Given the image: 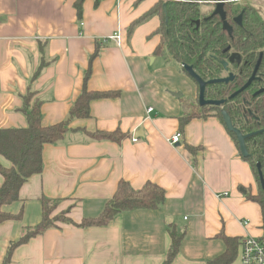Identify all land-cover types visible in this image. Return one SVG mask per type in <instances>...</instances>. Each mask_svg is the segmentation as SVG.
Listing matches in <instances>:
<instances>
[{
    "label": "crops",
    "instance_id": "crops-1",
    "mask_svg": "<svg viewBox=\"0 0 264 264\" xmlns=\"http://www.w3.org/2000/svg\"><path fill=\"white\" fill-rule=\"evenodd\" d=\"M75 1L0 0V129L28 127L20 110L30 86L43 102V125L68 120L90 57L98 51L88 89L121 94L92 101L89 118L73 120L62 141L44 147L43 173L24 184L20 201L3 208L12 215L23 210L24 217L0 224V264L10 244L41 223L43 198L64 199L55 214L67 211L79 223L102 214L121 180L137 189L154 182L166 190L167 200L157 210L119 214L105 227L60 223L18 246L9 264H164L172 243L169 225L186 231L172 264H207L224 255L226 244L218 239L224 233L262 238V209L244 191L257 192L253 169L224 123L216 117L193 119L180 142H169L184 115L181 98L172 93L195 100L197 86L179 63L155 55L160 17L128 34L160 0H102L99 7L85 0L81 19ZM239 2L264 13V0ZM115 33L121 34V44L105 42ZM149 107L155 109L151 114ZM80 129H120L131 137L120 144L94 141ZM187 146L198 148L197 154ZM0 164L12 167L1 155Z\"/></svg>",
    "mask_w": 264,
    "mask_h": 264
},
{
    "label": "trees",
    "instance_id": "trees-1",
    "mask_svg": "<svg viewBox=\"0 0 264 264\" xmlns=\"http://www.w3.org/2000/svg\"><path fill=\"white\" fill-rule=\"evenodd\" d=\"M102 0H94V5L99 7ZM240 0H180L173 2H164L160 0L149 13L143 18L135 21L129 28V37L137 26L144 23L148 18L157 15L162 19L161 26L156 32L161 35V42L157 47L156 56L168 55L169 58L179 63L192 65L199 76L204 79L215 78L222 70V61L226 60L231 51L241 53L247 64L240 75H238L237 85H240L251 76V73L259 61L260 54L263 53L264 60V16L263 10L257 9L251 5H243ZM85 0H76L74 6L78 16L81 19L84 12ZM219 2L225 3V13L227 21L233 27V36L223 29L221 17H211ZM244 11L243 24L236 23V18ZM200 21V24L198 22ZM231 48L230 52L227 51ZM100 51L90 57L89 70L85 75V85L80 97L71 108L68 120L60 122L53 126L42 124V104L39 99H35L36 92L31 86L23 97L22 111L27 118V128L0 129V155L5 157L11 164V168H6L0 164V174L3 177V183L0 185V224L22 220L23 210L18 214L12 215L4 211V207L13 205L20 201V192L24 184L34 175L42 174L44 168V147L46 145H55L64 139L69 132L70 123L75 119H87L91 116V103L94 100L116 98L121 94L119 92H95L88 89L89 78L92 75V62ZM45 63H42L39 70L32 78L36 80ZM183 72L186 74L184 68ZM264 72V61L261 67ZM187 75V74H186ZM235 83V84H236ZM219 93H216L215 87L208 88V97H218L224 92L225 87L221 86ZM181 107L184 109V115L179 118L180 132L183 134L187 125L193 119H204L216 117L223 121L221 112L218 108L212 106L200 107L195 99L181 98ZM230 114V113H229ZM87 137L94 141H111L121 143L130 138L128 133L117 131H87L80 129ZM229 132V131H228ZM236 142L238 149L239 143L236 135L229 132ZM255 145L247 146L252 153L251 157L243 159L251 165L254 173V179L257 183L256 194L246 190V198L250 202H255L262 209L264 223V191L257 168V162L262 164V173L264 179V134L255 137ZM191 153L197 154L198 148L186 147ZM254 157V158H253ZM167 200V193L164 188L154 182L148 181L142 188L137 189L131 183L121 180L119 187L112 199L106 204L102 214L96 218L83 219L77 223L68 216L67 211L57 213L64 199L56 200L43 198L42 214L43 218L40 224L32 227L27 233L15 243L10 244L4 264L11 262V256L14 250L32 238L44 235L46 231L58 228L59 224H67L78 228L87 229L90 227H105L109 225L119 214L134 212V210H157L164 205ZM169 236L172 240L171 246L167 252V258L164 264H172L180 253V249L186 236L185 230H178L175 225H169ZM264 232V225H263ZM226 244L224 255L211 260L207 264H235L239 259L241 249V239L231 238L224 234L218 236ZM264 241V234L262 237Z\"/></svg>",
    "mask_w": 264,
    "mask_h": 264
},
{
    "label": "flooded vegetation",
    "instance_id": "flooded-vegetation-1",
    "mask_svg": "<svg viewBox=\"0 0 264 264\" xmlns=\"http://www.w3.org/2000/svg\"><path fill=\"white\" fill-rule=\"evenodd\" d=\"M170 1L171 0H169L168 2H170ZM171 2H173V1H171ZM230 50H229V52H230ZM234 53H239V52L231 51L229 56L227 57V59L222 61V63H221L222 70L220 71L219 75H216L215 78L208 79V80L203 78L204 80L209 81V80H214V79H220L222 77L227 78V77H229L230 74H233V76H235L234 81H232L228 84L220 83L217 85H208L206 88V91H207L206 92V99L217 100V101H220L221 99H225L226 102L224 104L220 105V107L212 106V105H205V106H212L214 108H218L219 112H221V115H222L223 111L228 113V115L230 116V119L232 120L235 128L237 127V129H239L243 135L247 136V135H251V133H255V132H259V131L264 130V94H262L258 97H254V95L258 91H260V89H264V72L260 71L264 60L262 58V63H261L260 68L256 74L257 77L261 78V80L260 81H254L245 92L237 95L234 99H230V97L233 94H235V92H237L241 87H243L245 84L248 83L249 79L253 76L252 74H253L257 64L260 61L259 60L260 57H259V59H258L259 61L255 65V67L251 73V76L246 80V82H244L240 85H237L236 81L238 80V75L241 76L247 62L245 61V58L242 57L241 53H239L241 62L239 63V61L234 60V63H231L229 61V59H230L231 55ZM224 62H228L229 65L227 68L224 66ZM195 84L197 86V92H198L196 100H197L198 106H200L199 105V94H200L199 86L196 82H195ZM221 86L225 87V90L223 93H221L220 95H217L218 97H216V96H214L213 98L208 97V88L209 87H215L214 91L216 93H219L220 90L217 88H220ZM205 106H200V107H205ZM262 134H264V132L259 133L258 135H255V136H251V138L246 139V147L248 145L249 146L255 145L256 141H254L253 139L255 137L262 135ZM236 137H237V135H236ZM237 140H238V137H237ZM238 143H239V141H238ZM240 152H241V150H240ZM248 152H249V157H251L252 153L249 150H248ZM258 163L261 164L260 162H257L256 163L257 168H258ZM261 170H262V168H261ZM258 171H259V169H258Z\"/></svg>",
    "mask_w": 264,
    "mask_h": 264
},
{
    "label": "water",
    "instance_id": "water-1",
    "mask_svg": "<svg viewBox=\"0 0 264 264\" xmlns=\"http://www.w3.org/2000/svg\"><path fill=\"white\" fill-rule=\"evenodd\" d=\"M244 14V11L241 15H239L238 18H236V22L240 25H242L243 23V16ZM214 16H219L221 17L222 21H223V29L229 33L230 37L233 36V27L230 25V23L227 21V17H226V13H225V3L223 2H219L216 7H215V10L214 12L212 13L211 17H214ZM198 24H200V21L198 22ZM231 48L229 47L227 49V51H229ZM262 58H263V53L260 54V61L259 63L257 64L254 72H253V76L249 79L248 83L245 84L243 87H241L237 92H235V94H233L230 99H234L237 95L245 92L249 86L254 82V81H260L261 78L260 77H257V72L260 68V65L262 63ZM234 60H237L239 61V63L241 62L240 61V54L239 53H234L231 55L229 61L231 63H234ZM228 62H224V66L227 68L228 67ZM182 67L184 68L186 74L188 77H191L199 86V105L200 106H205V105H212V106H217V107H220V105L224 104L226 102L225 99H221L220 101H217V100H208L206 99V88L208 85H217V84H220V83H230L232 81H234L235 79V76H233V74H230L229 77L227 78H220V79H214V80H209V81H206L204 80L202 77H200L197 72L195 71L194 67L192 65H186V64H183ZM264 94V89H260V91H258L254 97H258L260 95ZM172 95L176 98H182L183 97V93L182 92H175V93H172ZM222 117H223V121H225V126L227 128V130L231 133H233L234 135H237L238 137V141H239V149L241 150V153H242V156L244 158H248L249 157V152L247 150V147H246V139L248 138H251V136H255V135H258L259 133H263L264 130L262 131H259V132H255V133H251V135H243L241 133V131L239 129H237V127L235 128V126L233 125V122L232 120L230 119V116L228 115V113H226L225 111H223L222 113ZM143 131H139V132H136L134 134L135 137L138 138V136L142 133ZM262 164H259L258 163V169H259V176H260V179H261V182H262V187H263V191H264V179H263V173H262Z\"/></svg>",
    "mask_w": 264,
    "mask_h": 264
},
{
    "label": "built area",
    "instance_id": "built-area-1",
    "mask_svg": "<svg viewBox=\"0 0 264 264\" xmlns=\"http://www.w3.org/2000/svg\"><path fill=\"white\" fill-rule=\"evenodd\" d=\"M173 1V0H171ZM108 40H117L118 44H121V34L115 33L114 36L108 37L105 39V42ZM154 108L149 107L147 109V114L154 112ZM183 136L180 132H177L169 140L171 145H175L182 140ZM133 140L137 142L139 138L133 136ZM241 249L240 256L238 261L235 264H264V241L259 237H250L246 236L241 239Z\"/></svg>",
    "mask_w": 264,
    "mask_h": 264
},
{
    "label": "rangeland",
    "instance_id": "rangeland-1",
    "mask_svg": "<svg viewBox=\"0 0 264 264\" xmlns=\"http://www.w3.org/2000/svg\"><path fill=\"white\" fill-rule=\"evenodd\" d=\"M165 3L168 2L169 0H163ZM176 1V0H175ZM180 1V0H178ZM263 16H264V13H263ZM177 92H180V91H177Z\"/></svg>",
    "mask_w": 264,
    "mask_h": 264
}]
</instances>
